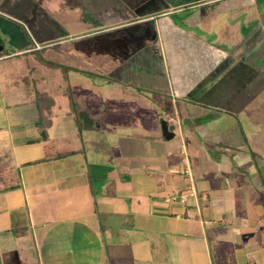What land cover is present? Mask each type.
I'll list each match as a JSON object with an SVG mask.
<instances>
[{
    "label": "crops",
    "instance_id": "0c3cea01",
    "mask_svg": "<svg viewBox=\"0 0 264 264\" xmlns=\"http://www.w3.org/2000/svg\"><path fill=\"white\" fill-rule=\"evenodd\" d=\"M211 17L212 37L206 38L211 34L204 23ZM4 40L14 51L5 57L0 51V61L57 49L85 64L82 71L93 66L111 73L113 90L124 93L114 96L112 115H124L123 105L136 106L137 114L154 108L174 137L164 138L162 126L153 125L145 135V121L137 116L132 132L155 147L145 152L142 143L140 156L121 141L126 167L91 166L56 121L63 101L50 90L44 69L52 67L36 56L11 82L0 76V264H264V178L252 171L257 166L239 170L232 161L249 157L242 123L264 106V5L0 0V45ZM71 68L66 81L68 73L79 72ZM73 93L74 104L99 123L85 129L103 131L86 97ZM74 104L69 98L66 117L76 123ZM49 120L53 150L47 153L42 128ZM217 139L223 149L211 153L222 178H212L204 162L194 170L184 156L188 141L206 153V142ZM191 170L197 197L171 200L189 188Z\"/></svg>",
    "mask_w": 264,
    "mask_h": 264
},
{
    "label": "rangeland",
    "instance_id": "374dc122",
    "mask_svg": "<svg viewBox=\"0 0 264 264\" xmlns=\"http://www.w3.org/2000/svg\"><path fill=\"white\" fill-rule=\"evenodd\" d=\"M259 2L260 7H263L264 0H257ZM261 9V8H260ZM256 11V10H255ZM187 14V12H184ZM181 13L180 15L184 14ZM179 15V17H180ZM177 15L173 18L177 19L179 18ZM210 20H206L204 23V26L209 34L211 36H204L206 38L212 37V17L209 18ZM241 19V18H240ZM242 20V19H241ZM208 23V25H207ZM203 28V24L198 28ZM6 37V36H5ZM5 39V38H4ZM5 47L4 50H1L2 56H6L8 54H11L14 50L10 48V45L6 43V41H3V44H1ZM38 56L44 60H49L51 62H56L61 65V69L54 70L50 68L48 70L45 68V72L47 73V76H49V82H50V90L53 91L54 97H57L60 99V101H63V107L61 110H58L56 112V121L58 122V125L64 126L65 135H70V138H73V141H75V144L77 147L81 148L82 151H84L87 160L89 161L90 165L92 164H100L102 169H105L107 165L115 167L116 163L118 162V166L120 167H126V163L123 161V155H121L120 151V144L121 141L128 143V145H133L131 147H125V149L129 151H139L138 155H143V149H142V143L144 144V151H151V148L157 144L155 142L151 143L150 140L147 138L143 140L140 136L134 135V132H132L134 123H137L138 121L135 120L137 116L143 117L144 124H145V135H151L149 132L151 130L150 125H153V128H159V126H162V122L164 121V114L161 113L162 116L159 117L156 113L154 115V112L152 110H149L147 113L145 111H141L137 114V107L133 105V107H128L123 105L121 110H123L124 115H112V112L114 110L113 102L116 100L114 96H120L119 91H114L112 87H114L115 82L112 79L113 75L111 73H101L98 70H94L93 66L86 67L84 70L81 67L85 64L78 63L76 60L68 59V57L64 56V54L61 52V50L52 49L50 50V53L48 51H41V52H35L32 53L29 56H21V57H13L10 60L4 59V61H0V67L2 68L0 76L6 74L4 79H7V83L12 81V78L14 77L15 73L18 74V72L23 71L24 73L28 72L29 66L34 64L35 57ZM72 63V66L74 68L71 69H77V73H68V79L67 81L64 79V74L67 73L68 70V64ZM90 65V64H88ZM15 70V72L12 73V71ZM10 72L12 75L10 76ZM101 74H99V73ZM4 77V76H3ZM2 77V78H3ZM12 77V78H11ZM96 83V85L94 84ZM43 84V89L46 88L45 82ZM45 85V86H44ZM67 87L72 92H78L82 94L85 99V106H87V109L90 111V114L98 119L101 123H103V131H99V129H85L83 126V121L80 118V112L77 113V109L83 108L84 106L79 103H75L74 105V116H76V123L74 122L73 116L66 117V112L69 111L68 102L69 98L68 96H65L64 93L67 92ZM126 92V91H124ZM121 95H124L121 94ZM62 99V100H61ZM120 101V100H119ZM99 105L97 106V104ZM103 103V104H102ZM112 103V104H111ZM102 104V105H101ZM162 106H165L163 104ZM25 114H29L26 111H24ZM106 115V116H105ZM111 117L107 119L108 116ZM222 115V114H221ZM119 116V117H118ZM229 116V115H228ZM116 117L118 119H116ZM122 117V118H120ZM120 118V119H119ZM152 118V119H151ZM209 120L212 118V116L207 117ZM250 120L247 122H243V130L245 131L246 138H247V145L249 146V157L241 158V157H235L233 158L234 166H237L240 170L241 165L244 164L245 166L248 165L249 167L255 168L257 166V169H253V172H257L258 175L261 176V178H264L263 170H264V106L260 107L259 110L252 114L251 117H249ZM63 119H67L68 121L62 122ZM207 119H203L205 121ZM202 121V120H199ZM154 122V124H152ZM111 124V126H108V124ZM112 129H115L112 131ZM172 130V127H170ZM118 132L122 135H115L113 132ZM170 130V131H171ZM117 132V133H118ZM64 135V134H63ZM119 136H124L122 138H119ZM188 139V138H186ZM139 145V148H136V144ZM183 144V143H182ZM136 145V146H135ZM206 153L203 151H197V147H192L191 143L189 141L187 142L186 148L188 149L186 156L188 160L191 161L193 169H197L200 167L201 163L210 165V174H212V178L216 175V173L222 174L224 176V173L220 170L217 163V155H213L212 153L214 151H219L222 145L221 139H217L215 142H206ZM182 145H180L181 147ZM124 149V148H123ZM138 149V150H137ZM146 149V150H145ZM219 149V150H218ZM150 150V151H149ZM211 155V159L208 158ZM145 158L149 159L151 154H145ZM123 162V163H122ZM201 162V163H200ZM122 163V164H121ZM90 166V167H91ZM259 168V169H258ZM122 170H124L122 168ZM106 171V174L109 173V169L104 170ZM121 171V170H120ZM193 174L191 170V174L189 173V179H190V186L189 188L182 190L178 193H184V192H190L191 190L196 191V188L194 187V184H192V177ZM221 177V176H219ZM222 178V177H221ZM93 184H96V181L93 180ZM191 189V190H190ZM174 195V194H173ZM198 195V193H197Z\"/></svg>",
    "mask_w": 264,
    "mask_h": 264
},
{
    "label": "trees",
    "instance_id": "16d2710c",
    "mask_svg": "<svg viewBox=\"0 0 264 264\" xmlns=\"http://www.w3.org/2000/svg\"><path fill=\"white\" fill-rule=\"evenodd\" d=\"M40 59L45 65H48V66H50L52 68H61V65L59 63H56V62L54 63V62H51V61L49 62V61L44 60L42 58H40ZM66 94L69 96L70 104L73 106L74 100H76L77 96L70 89L67 90ZM39 95L41 96V95H44V94L39 93ZM47 96H48V94H47ZM50 101L53 103L54 99L52 97H50ZM77 110H78L77 113L79 114V112L81 110H83V108H80V109H77ZM44 117L45 116L43 114V110L40 109V118H39V121H38V124L40 126L44 125V123H43V118ZM50 123H51L50 120L47 121V125H45V128H42L43 129L42 130V140L44 141V146H45V149H46L47 153H50V150L51 151L53 150V147L48 143V132H47V128H46V127H48L50 125ZM66 154H67V152H56L57 156H63V155H66Z\"/></svg>",
    "mask_w": 264,
    "mask_h": 264
},
{
    "label": "water",
    "instance_id": "95a60500",
    "mask_svg": "<svg viewBox=\"0 0 264 264\" xmlns=\"http://www.w3.org/2000/svg\"><path fill=\"white\" fill-rule=\"evenodd\" d=\"M4 49L3 45H0V51ZM80 118L83 121V124L86 128H92L94 125L99 126V123L95 122L89 115L87 110H82L80 112ZM162 131H163V136L166 139H171L174 137V133L170 131L169 125L167 121L162 122Z\"/></svg>",
    "mask_w": 264,
    "mask_h": 264
},
{
    "label": "built area",
    "instance_id": "2783aa9c",
    "mask_svg": "<svg viewBox=\"0 0 264 264\" xmlns=\"http://www.w3.org/2000/svg\"><path fill=\"white\" fill-rule=\"evenodd\" d=\"M191 190V189H190ZM190 197H197V193L194 189L190 192H184V193H176L174 196L171 197V200H180L181 202H187Z\"/></svg>",
    "mask_w": 264,
    "mask_h": 264
}]
</instances>
